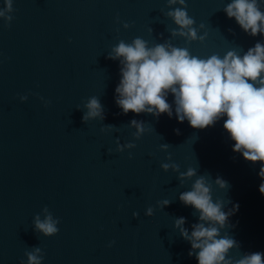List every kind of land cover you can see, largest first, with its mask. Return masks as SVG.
<instances>
[{
    "label": "water",
    "instance_id": "water-1",
    "mask_svg": "<svg viewBox=\"0 0 264 264\" xmlns=\"http://www.w3.org/2000/svg\"><path fill=\"white\" fill-rule=\"evenodd\" d=\"M230 2L185 0L197 34L189 40L178 34L188 29L167 15L185 7L178 2L12 0L9 12L0 0V264H27L25 253L35 248L41 264H198L199 250L175 221L184 217L189 235L194 224L207 226L179 200L201 176L222 211L238 206L222 227L214 225L218 239L236 242L225 258L236 264L264 253L262 165L232 150L227 117L203 129L178 122L170 92L171 117L123 114L115 103L123 58H108L120 41L137 37L149 48L165 44L202 59L231 50L243 56L264 44V35L251 36L228 18ZM258 6L264 11V0ZM91 97L103 119H82ZM132 120L145 129L138 138ZM163 163L179 167L165 170ZM189 168L196 174L181 176ZM48 213L59 220L53 236L35 227Z\"/></svg>",
    "mask_w": 264,
    "mask_h": 264
},
{
    "label": "clouds",
    "instance_id": "clouds-1",
    "mask_svg": "<svg viewBox=\"0 0 264 264\" xmlns=\"http://www.w3.org/2000/svg\"><path fill=\"white\" fill-rule=\"evenodd\" d=\"M177 2L185 7L176 8L167 15L181 29H188L187 33L180 31L179 35H186L189 40L197 39L196 30L190 27L194 19L188 16L185 0H168L169 4ZM4 5L5 10L13 11L12 0H4ZM224 12L228 18H234L244 32L251 36L264 35V11L260 10L258 0H231ZM3 15L4 11H0V16ZM12 18L6 17V21ZM123 26L129 27L127 23ZM176 34L173 30V35ZM199 39L203 40L204 37ZM169 47L159 44L149 48L145 40L137 37L131 44L120 41L112 49L109 59L123 58L121 79L115 88L116 105L123 114L129 111L135 114L148 112L158 117L166 113L171 117V106L166 99L170 92L176 105L178 122L187 120L192 128L203 129L214 124L219 117L226 116L223 127L235 142L232 150L239 152L247 161L261 162L258 175L264 179V44L257 42L243 56L231 50L223 58L213 54L207 59L191 56L187 49L173 47L169 51ZM257 81L260 86H257ZM20 99L26 97L21 96ZM85 107L87 112L83 120L103 119V107L96 97L89 98ZM130 123L136 127L135 135L138 138L145 130L143 124L136 120ZM176 132L178 134L179 130ZM124 147L133 148L135 145ZM161 167L167 170L170 167L178 169L179 166L163 163ZM195 174V170L189 168L181 176L192 177ZM216 183L222 188L226 186V182L220 178ZM258 190L264 195V182ZM179 200L196 209L200 221L207 222V226L205 223L194 224L189 235L187 229L181 227L185 218L180 217L175 221L176 227L181 229V236L190 241L192 249L199 250L195 253L198 264H231V258L225 257L236 242L229 238L218 239L219 230L214 225L222 227L238 206H233V213L222 211L221 204L213 201L210 186L203 176L195 180L191 190L181 193ZM168 203L167 200L163 201L165 205ZM146 214L151 215L152 209L148 208ZM58 223L59 220H54L51 213L43 221L39 217L35 219L36 229L45 236L55 235ZM38 253H41L40 248L26 252L27 264H41L43 256ZM192 254L190 251L189 255ZM236 264H264V253L245 255Z\"/></svg>",
    "mask_w": 264,
    "mask_h": 264
}]
</instances>
